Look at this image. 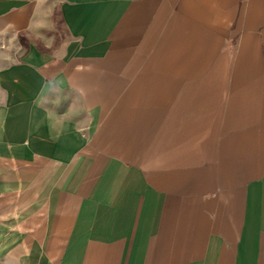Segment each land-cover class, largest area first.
<instances>
[{
    "label": "crops",
    "instance_id": "1",
    "mask_svg": "<svg viewBox=\"0 0 264 264\" xmlns=\"http://www.w3.org/2000/svg\"><path fill=\"white\" fill-rule=\"evenodd\" d=\"M0 264H264V0H0Z\"/></svg>",
    "mask_w": 264,
    "mask_h": 264
}]
</instances>
